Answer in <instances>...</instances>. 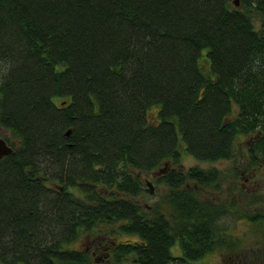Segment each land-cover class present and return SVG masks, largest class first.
<instances>
[{
    "label": "trees",
    "instance_id": "obj_1",
    "mask_svg": "<svg viewBox=\"0 0 264 264\" xmlns=\"http://www.w3.org/2000/svg\"><path fill=\"white\" fill-rule=\"evenodd\" d=\"M233 1L0 0V264H94L72 244L95 228L137 241L115 264L235 258L234 166L180 169L264 159V0ZM166 165L164 204L143 207ZM240 192L235 223L264 237Z\"/></svg>",
    "mask_w": 264,
    "mask_h": 264
},
{
    "label": "rangeland",
    "instance_id": "obj_2",
    "mask_svg": "<svg viewBox=\"0 0 264 264\" xmlns=\"http://www.w3.org/2000/svg\"><path fill=\"white\" fill-rule=\"evenodd\" d=\"M258 28H260L259 25H258ZM4 69H5V66L0 65V74L1 75L3 74ZM0 136L3 140L5 138H10L9 133L5 130H2V129H0ZM249 141H250V137L249 138L248 137H241L237 140V142L242 144L241 145L242 151H243L242 153H244V154L246 152L244 147H245V145L248 144ZM194 166H199L203 169H209L211 167V164L210 163H199L194 158H192L190 156H185L183 158L182 167L180 169L187 170V169H190ZM215 166L218 169L226 172L228 170H231L233 168L234 164L232 161H225V162H218L215 164ZM140 179L142 182H144L146 179H147L146 181H148V182L151 181L150 183L153 187V194L151 196L147 195V194L145 197L143 196L141 198V203L142 204L145 203L148 206L158 204L159 202H161V204H164L162 195H163V193H165L166 188L163 185L158 184L157 182L154 183V181H153L154 177H152V175H147V174H146V176L142 175ZM245 187L249 189L248 185H246ZM158 194H160V195H158ZM139 200H140V198H139ZM226 213L224 214V216H226L225 220L220 219V224H221L222 228H226V227L230 226L231 228L226 231L227 236L229 234H231L232 236H234L235 238H237L240 241V243L238 244V246H239V250L237 252L238 255L237 254L236 255L232 254V255L236 256V257L241 255V257H239L240 259H247L249 261L246 264H264V256L263 255L260 256L258 254V253H260V251L257 253L252 252L253 249L258 250L264 246V237L261 236L262 232H260V230H258L257 228H246L240 222L235 223L234 218L236 215V209H230ZM233 214H235V215H233ZM97 229H98V231L94 232V233L92 231H90L89 233H85V232L81 233L78 236L77 240L72 244L73 247H75L76 249H79V250L83 249V248H87V250H89L90 248L92 249L98 245L111 246V237L113 236V234L112 233L107 234V235L103 234L104 232H106L108 230V228H103V229L95 228V230H97ZM108 235H110L109 239H108ZM67 248H69V247L67 246ZM173 253H175V254L178 253V249H174ZM221 253H222V251L212 252V253L208 254L206 257H204L203 259L194 262V264H229L228 262L224 263V260H222V257L227 253H224V254H221ZM130 259H132V256L130 257ZM232 264H235V263H232ZM242 264H244V262Z\"/></svg>",
    "mask_w": 264,
    "mask_h": 264
},
{
    "label": "flooded vegetation",
    "instance_id": "obj_3",
    "mask_svg": "<svg viewBox=\"0 0 264 264\" xmlns=\"http://www.w3.org/2000/svg\"><path fill=\"white\" fill-rule=\"evenodd\" d=\"M251 142H252V138H250V141L248 142L247 149L245 148L246 151H248ZM221 162H225V161H221ZM210 164H211L210 168L224 172L215 166L216 163H210ZM234 169L235 172H237L238 174L236 176L238 179L236 183H234L233 187L230 188L231 190L230 193L234 200L235 209L238 211V213H241V211L245 209L244 207L245 205L241 202V198L243 194H241L240 192L241 190H244L246 192L244 196L248 197L250 200L257 201V202L255 201L252 204L249 203V207H248L249 212L252 213V212L261 211L264 213V159H262L261 161H256L255 163H252L250 167L243 169L240 168L239 163H236L234 165ZM175 170L177 171V168H175ZM166 171H167V165L163 168L162 167L159 168V170L155 174H153V177L158 178L164 175ZM228 174L231 175L232 172H229ZM146 180L143 182L145 186L144 191L146 192L147 195H150L149 193H147L146 190L147 189ZM246 185L249 186V189L245 187ZM142 206L150 209V207H148V205H146L145 203L142 204ZM108 239H109V235H108ZM136 242L137 241L133 240V241H123L120 243L117 241V239L111 238V246L98 245L92 249L90 248L89 249L91 253L90 255L92 260L94 261V264H115L113 261L117 257H114L113 255L114 248H119L121 246H124L125 244L133 245ZM239 257H241V255L237 256L236 258H230L224 255L222 257V260H224V263L228 262L229 264L232 263L242 264L243 262L244 264H246L249 262L247 259H240ZM128 258H130V255L128 256ZM128 258L127 260L131 264L132 260Z\"/></svg>",
    "mask_w": 264,
    "mask_h": 264
},
{
    "label": "water",
    "instance_id": "obj_4",
    "mask_svg": "<svg viewBox=\"0 0 264 264\" xmlns=\"http://www.w3.org/2000/svg\"><path fill=\"white\" fill-rule=\"evenodd\" d=\"M233 4H234V6H238V0H234L233 1ZM69 133L67 132V135H68ZM12 152V150H11V148L8 146V144L2 139V138H0V161L4 158V157H6V156H8L10 153ZM146 190H147V193H149L150 195H152L153 194V187H152V185H151V183L150 182H146Z\"/></svg>",
    "mask_w": 264,
    "mask_h": 264
}]
</instances>
